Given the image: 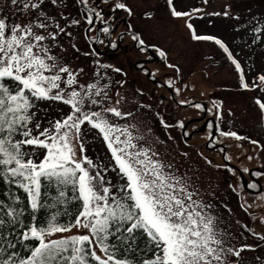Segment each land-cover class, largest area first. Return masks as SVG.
<instances>
[{
  "label": "snow or ice",
  "instance_id": "6c2138e0",
  "mask_svg": "<svg viewBox=\"0 0 264 264\" xmlns=\"http://www.w3.org/2000/svg\"><path fill=\"white\" fill-rule=\"evenodd\" d=\"M18 2L25 11L41 6L40 0H5V6L15 9ZM78 2L89 13L84 17L86 21L92 20L93 12L96 19L100 18L98 9L88 8V0ZM52 3L56 4L57 0ZM111 6L131 14L124 0H114ZM168 8L173 17L189 15L176 10L172 0H168ZM191 11L203 14L200 9ZM38 15L54 24L55 30L49 31V24L36 18L27 23H9L6 16H0V184L5 188L2 195L7 198L0 199V241L7 240L8 248L12 249L3 252L0 264H236L230 257H238L242 250L255 245H231V233L216 225L195 189L184 178L165 171L171 165H164L158 153L137 142L143 136L136 124L119 122L132 116L121 109L122 97L117 94L113 100L103 91L107 85L98 81L79 84L77 74L83 69H73L51 52L58 43V33L64 29L45 12L39 11ZM69 23L75 25L79 21L72 19ZM185 23L193 39L215 41L223 49L240 74V88L264 89V72L254 78L258 83L247 82L240 63L219 38L197 35L193 25ZM103 31L107 33L108 27ZM132 38L139 40L136 34ZM156 51L164 55L160 49ZM169 67L179 72L175 65ZM119 83L123 85L124 81ZM39 100L62 102L68 111L49 120L47 127L41 128L40 121H35L37 131L33 134L34 113L30 109ZM256 102L264 112V103L259 99ZM179 103L189 104V101ZM211 105L209 111L214 108L219 119L220 103L212 101ZM194 106L201 108L199 103ZM177 124L183 127L181 121ZM85 129L95 130L102 138L111 158L107 166L87 155ZM215 131L224 137L239 138L237 132L224 131L219 126ZM251 143L255 145L258 141ZM29 146L33 151L43 148L42 156L33 159ZM205 159L211 163L209 158ZM109 169H118L123 182L113 185L107 175ZM42 180L48 187L55 186V194L44 205L39 202ZM69 187L73 192L71 197L66 195ZM18 190H23L26 207ZM69 200L78 203L74 213L69 214L66 209L48 212L37 223L41 207L55 208ZM25 212L31 217L27 225L21 219ZM61 215L68 219H58ZM73 228L77 231H71ZM138 232L146 236V246L136 245ZM13 234L21 241L32 238L35 242L26 253L18 254L12 243ZM252 234L261 236L255 231Z\"/></svg>",
  "mask_w": 264,
  "mask_h": 264
},
{
  "label": "rangeland",
  "instance_id": "374dc122",
  "mask_svg": "<svg viewBox=\"0 0 264 264\" xmlns=\"http://www.w3.org/2000/svg\"><path fill=\"white\" fill-rule=\"evenodd\" d=\"M113 2L88 0V7L98 9L100 18H95L94 24L85 31L91 21L84 19L89 13L81 3L78 0H58L56 14L63 13L66 18L65 38L71 26L73 32L52 46L51 52L73 69H83L77 74L79 84L98 81L107 85L103 91L113 100L117 94L123 98L120 107L131 112L132 116L119 122L136 124L143 136L137 142L158 153V159L164 165H171L165 171L184 178L195 189L198 198L207 205V212L215 218L216 225L231 233V245H255L252 249L242 250L238 257H230L236 264H264V239H261L264 236V112L257 102L254 103V98L259 95L258 88H240V74L223 49L215 41L193 39L185 23H191L197 35H216L220 40L224 39L229 43L233 57L246 62L243 37L249 35L247 29L256 22L255 16L264 14V0H172L176 10L189 13L185 17H173L168 0H124L131 14L113 8ZM192 9H200L203 14L193 13ZM225 12L228 14L223 15ZM37 13L31 8L23 10L19 2L13 9L5 6V0H0V16H6L9 23H26L27 17L31 20L33 16L37 17ZM72 19L79 23L70 24ZM106 26L107 33L103 31ZM134 31L144 44L160 49L164 55L155 50L153 54L135 48ZM98 34L99 42L88 43L89 39L95 41ZM119 34H122L120 48L107 47V42L114 43ZM72 44L76 47L73 48ZM263 46L264 43L251 53L257 68L250 74V82L256 83V74L264 71ZM138 62H142L143 67L138 68ZM169 65H175L179 72ZM115 68L121 71L116 72ZM142 68L147 69L154 80L148 79ZM121 80L123 85L119 83ZM180 100H188L189 104H180ZM44 101L39 117L43 124L41 128L49 120L59 118L61 112L68 111V106L62 102ZM212 101L221 105L219 119L214 115V108L209 111ZM197 103L201 108L194 106ZM161 120L165 123L161 124ZM178 120L183 127L177 124ZM216 126L224 131L237 132L239 138L221 136L215 131ZM182 130L190 134L184 136ZM212 134L214 137L209 140ZM84 139L87 155L94 162H103L107 166L111 158L102 138L95 130L85 129ZM252 140L258 143L254 145ZM222 147L228 162L222 161ZM239 171L247 179L246 189L241 184ZM107 175L113 185H118L121 180L118 169H109ZM253 231L261 236L253 235Z\"/></svg>",
  "mask_w": 264,
  "mask_h": 264
},
{
  "label": "trees",
  "instance_id": "16d2710c",
  "mask_svg": "<svg viewBox=\"0 0 264 264\" xmlns=\"http://www.w3.org/2000/svg\"><path fill=\"white\" fill-rule=\"evenodd\" d=\"M24 2H27V0H24ZM40 4H41L40 8L35 9V10H37V12L43 11L47 15L54 17L56 24H59V26L64 29L63 33H58V35H57V41H58L57 44H59L61 41H63L64 39L68 38L69 35H71V33L73 32L72 31L73 26H71V31L69 32V35H66V38H65L66 28L64 27V24L66 23V18L64 19V16H62L61 14H58V15L56 14L57 13L56 9L58 8V4H59L58 0H57L56 4H53L52 0H43V1H40ZM36 16H37L36 19L41 20L45 24H49V21L44 19V17H40L38 15V13L36 14ZM255 17H257V19L255 20L256 22L252 23L250 25V27L247 29V33L249 35H246L243 37V43L245 44V47L247 49L246 51L243 52V56H244V59L246 60V62H242V60L238 57L236 58V60L241 65L242 73L245 77V80L249 83H253V82H250V79H251L250 74L252 72H254L255 68H257V66L254 64L253 58L251 57V53L256 48H258L260 45H262L264 43V14H259V15H256ZM33 18H34V16H33ZM28 21H29V18L27 17L26 23ZM14 22L15 21H12V23H14ZM256 27H259L261 30L259 32L254 31V29ZM48 30L49 31L55 30V25L49 24ZM214 36H216V35H214ZM219 39H220V37H219ZM221 40L227 46V48L230 49L229 43L226 42L224 39H221ZM245 42H247V43H245ZM263 50H264V46L261 49V51L264 52ZM260 63H262L261 60H260ZM262 65L264 66V62ZM263 69H264V67H263ZM107 78L110 79V76H108ZM256 83H257V81H256ZM263 90L264 89H260V88L257 89V91L259 92V95H257L256 98H254V103L257 101V99H259L262 103H264L262 101L263 95H264ZM44 102H46V100ZM42 104H43V100L36 101L35 106L32 109H30V111L34 113V118H33V123H32L33 134H35V132L37 131V129L35 128V121H39V119H40L39 117L42 115V113L40 112L41 108L43 109ZM42 125L43 124H41V127H42ZM46 126L47 125L45 123L44 127H46ZM28 150L32 153L33 159H39L42 156L43 151H44L43 148H39V147L36 148L35 151H33L30 146H29ZM122 182H123V177L121 176V180L118 182V184H120ZM41 183H42V188H41V197H40L39 202L41 205H44L45 200L50 199V196L55 194V186L48 187L47 182L43 181V180ZM4 191H5L4 186L2 184H0V199L7 200V198L2 195ZM18 193L22 196V203L26 207V197L23 193V190H18ZM44 193H48L49 195L46 197L44 195ZM66 195L68 197H71L73 195L71 187H69L66 190ZM77 207H78L77 201H73V200H69L66 205L57 204L55 208L41 207L37 213V216H38L37 223H39L40 220L44 219L48 212H55V211H58L60 209H66L67 212L69 214H71V213H74L76 211ZM72 218H74V216ZM5 219H6V217H5ZM21 219L23 220L24 225H27L28 223L31 222V217H30L28 212H25L22 215ZM58 219L66 221L68 219V216L61 215L60 217H58ZM19 230L20 229H17V231H19ZM9 231H11V229H9ZM34 242L35 241L32 238H27V239L21 241V240L17 239L15 237V235L13 234L12 243L14 244L15 249H16L18 254L23 255L24 253H26L28 247L32 246L34 244ZM146 244H147L146 236H144L142 233H139V232L136 233V245L137 246H146ZM0 245H2V247H0V256L3 255V252L5 250H7L9 252L12 250V249L8 248V241L7 240L0 241Z\"/></svg>",
  "mask_w": 264,
  "mask_h": 264
},
{
  "label": "flooded vegetation",
  "instance_id": "af4514ba",
  "mask_svg": "<svg viewBox=\"0 0 264 264\" xmlns=\"http://www.w3.org/2000/svg\"><path fill=\"white\" fill-rule=\"evenodd\" d=\"M133 34L134 33H132V36H133ZM121 36H122V34H119V40H120V37ZM138 37H139V40H140V36H138ZM139 40H137V42L135 44H134V40H133V45H134L135 48H137L138 50H141L142 49L143 51H146V52H149V53L152 52L154 54V50L156 51V48L155 47L153 48L152 46L146 45L144 43L143 44H140L139 43ZM120 45H121L120 44V41H119L118 44H117V41H115L114 43H111L110 41H108V43H107V47H110L112 49H119L120 48ZM147 46H149V47H147ZM137 64H140V66L138 68L143 67L142 62H138ZM137 64H135L136 67H137ZM142 70H143V68H142ZM208 147L210 148L211 145H208ZM252 181H254V180H252ZM254 182H256V181H254Z\"/></svg>",
  "mask_w": 264,
  "mask_h": 264
},
{
  "label": "water",
  "instance_id": "95a60500",
  "mask_svg": "<svg viewBox=\"0 0 264 264\" xmlns=\"http://www.w3.org/2000/svg\"><path fill=\"white\" fill-rule=\"evenodd\" d=\"M81 5H82V4H81ZM88 8L90 9V7H88ZM93 13H94V12H93ZM94 22H95V15L93 14V19L91 20L90 24H88V25L86 26L85 31H87L88 28H89V26L93 25ZM137 35H138V34H137ZM118 37H119V35H117V37H116V38H117V42L119 43V41H118ZM98 40H99V34L96 35V40H95L94 42L97 43ZM135 41H136V40H135ZM147 77H149V72L147 73ZM169 90L171 91V89H169ZM214 125H215V123H214V120H213V128H212V131H213V132H214ZM181 133H182V135H183V130L181 131ZM212 138H213V134L211 135V137H210L209 140H212ZM221 158H222L223 161L227 162V161L225 160V149H224V147H222ZM239 175H240V178H241V184H242V186L244 187V189H246V188H247V179H246V177H244V175H243V173H242L241 171H239Z\"/></svg>",
  "mask_w": 264,
  "mask_h": 264
}]
</instances>
